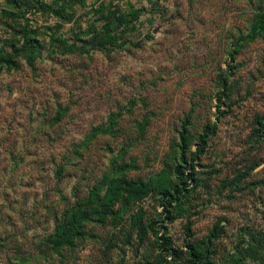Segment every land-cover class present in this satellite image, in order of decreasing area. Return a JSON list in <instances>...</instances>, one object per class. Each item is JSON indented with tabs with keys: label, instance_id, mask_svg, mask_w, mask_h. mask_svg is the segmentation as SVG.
<instances>
[{
	"label": "rangeland",
	"instance_id": "1",
	"mask_svg": "<svg viewBox=\"0 0 264 264\" xmlns=\"http://www.w3.org/2000/svg\"><path fill=\"white\" fill-rule=\"evenodd\" d=\"M258 14L0 0V264H264V24L242 38Z\"/></svg>",
	"mask_w": 264,
	"mask_h": 264
},
{
	"label": "trees",
	"instance_id": "2",
	"mask_svg": "<svg viewBox=\"0 0 264 264\" xmlns=\"http://www.w3.org/2000/svg\"><path fill=\"white\" fill-rule=\"evenodd\" d=\"M131 13H132V18L133 20H136L138 17H139V10H134L133 8H131ZM264 24V16H262L261 14H258V16L255 18V23L254 25L251 26L250 28V31L249 33L242 37L243 40L245 41V43H248V42H251L255 35H256V31L258 33V30L262 27V25ZM128 32L127 28H125L123 30V33L126 34ZM25 35V38L27 39V43H28V46L29 48H34V43L35 41L34 40H31L33 38H29L28 34H24ZM108 50V49H106ZM237 53V50H234V53L233 54H236ZM1 54V52H0ZM234 58V57H233ZM33 59L32 56H30V60L31 61ZM5 61V60H4ZM220 81H221V85L222 87L225 89L226 88V77H221L219 78ZM186 124H184L182 126V129L179 133V145H178V148L180 149V155H179V161L181 163H185L186 162V158H185V149H186V142H185V138H186V134H187V131H186V127H185ZM258 125L260 126V133L261 134H264V118L261 120V122L258 123ZM214 128H215V124H213L211 127L210 126H205L204 130H203V133L201 134V136L198 137L197 139V147H198V152L201 153L205 147H206V143H207V138L209 136V134H212L213 131H214ZM199 153H196V157H198V154ZM194 167H192L191 169H193ZM176 173H180V174H183L182 171H180V167H176L175 170H174ZM193 171V170H192ZM190 175H192V173H190ZM174 192L171 193V195L168 193L167 195L165 194L162 199H161V203H162V206L164 208V212L166 213L165 214V219L168 220V221H172L173 219V216L170 214V208L172 207L173 203L175 201H177V198H175L176 196L174 195H177L178 193H181L184 189L183 188H179L178 186H175L174 187ZM82 219H85V217L82 215L81 216ZM159 239L163 242V244L160 245L161 247V250L162 251H166L168 254H174L176 253L175 250H171L170 248V243H169V240L165 239L164 237V234L162 233L161 236L159 237ZM168 264V263H166Z\"/></svg>",
	"mask_w": 264,
	"mask_h": 264
}]
</instances>
